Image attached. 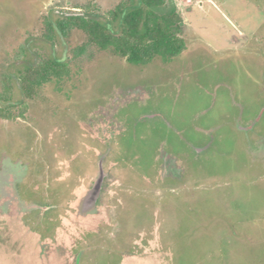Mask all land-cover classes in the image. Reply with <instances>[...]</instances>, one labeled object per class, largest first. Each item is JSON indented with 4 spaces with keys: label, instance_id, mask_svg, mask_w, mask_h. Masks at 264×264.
<instances>
[{
    "label": "rangeland",
    "instance_id": "374dc122",
    "mask_svg": "<svg viewBox=\"0 0 264 264\" xmlns=\"http://www.w3.org/2000/svg\"><path fill=\"white\" fill-rule=\"evenodd\" d=\"M122 1L0 0V96H12L7 68L19 67L13 61L31 35H40L38 19L49 7L107 15ZM172 1L183 14L191 8L185 17L186 49L173 61L157 58L149 65L134 66L125 57L96 51L92 58L73 62L77 64L70 79L44 87L39 98L29 101L24 116L0 118V264H264V0ZM84 39L82 33H75L69 47ZM30 44L34 51L50 50L39 40ZM54 46L60 55L65 50L58 40ZM66 53L68 57L69 50ZM180 72L185 86H179ZM119 79H143L156 90L155 118L151 127L140 128L146 137L126 146L142 162L147 146L152 145L153 151L158 135L164 134L162 114L174 125L185 126L191 139L196 136L195 126L221 125L222 139L207 159H200L196 176L181 183L155 176L151 181L123 179L115 168L116 180L106 182L100 207L90 212L87 225L79 216L66 215H70L65 207L69 202L64 195L50 197L45 179L42 201L55 205L58 216L52 235L43 236L44 210L26 215L33 205L18 198L16 174L6 165L1 168V159L21 136L28 153L47 167L49 135L61 150L69 141L63 136L70 132L66 127L71 105L101 96V89ZM225 80L231 81L228 89ZM228 93L235 101L231 106ZM227 109L229 116L224 119ZM252 122L257 133L251 132L242 146L239 126ZM80 132H74L77 139ZM222 150L229 156H220ZM47 171L39 178H48ZM14 198L19 202L18 216L6 213Z\"/></svg>",
    "mask_w": 264,
    "mask_h": 264
},
{
    "label": "flooded vegetation",
    "instance_id": "af4514ba",
    "mask_svg": "<svg viewBox=\"0 0 264 264\" xmlns=\"http://www.w3.org/2000/svg\"><path fill=\"white\" fill-rule=\"evenodd\" d=\"M190 9L188 7L186 8L187 11ZM88 11L92 14L97 13L101 17L105 16L104 13L90 10L69 11L57 7H49L48 12L46 11L44 15L39 17L40 20L38 19L42 24L40 35L34 38V35H31L27 41L26 45L29 48V52L32 54L37 53V51L32 49L30 42L39 40L46 47L49 46L53 50V54L57 56V50L54 45L56 40H58L59 43L65 45V50L61 55L58 53L59 56L57 57L60 60H66V52L70 48L69 40L72 36L65 38L60 30L58 31L59 37L53 41L46 40L44 36L47 34L51 35V27L55 25L58 15L62 16L70 13L85 14ZM186 12L185 14L180 12L184 20L183 36L185 40ZM86 16L88 17V15ZM129 63L134 66H141L149 65L152 62L147 64ZM73 64L76 65L77 63L72 62L71 65L73 66ZM21 65L23 63L20 62L19 66ZM181 67L180 70L182 69ZM75 68L79 69L78 67ZM262 68V79L264 82V63ZM7 70V73H10L12 76L13 88V94L9 97L11 98L9 102L17 107L21 106L24 104V95L19 88L17 75L15 71H10L9 68ZM149 79L146 78L145 80ZM178 82L179 86L186 85L184 73L180 72ZM223 84L224 88L228 89L231 86V81L225 80ZM104 89V91L101 89V96L95 97L91 95L88 100H83L80 103L76 101L71 105V108L68 110L69 115L66 127L70 132L63 136V141L67 139L69 141L63 149L64 151L61 150L59 142H54V136L49 135V142L44 138L48 142L47 145L45 144V151L47 152L46 156L50 160L47 167L28 153L27 142L21 136L16 137L14 145L7 149V157L1 159V168L6 165L9 170L14 171L16 174L14 189L18 194V198L23 202H28L33 205L31 211L26 215H38L40 210H44L42 223L46 222L45 225L47 227L41 232L43 236L46 233L50 236L52 235V230L57 228L54 226V223L58 216V210L55 205H46L42 201L43 194L41 187L45 179L50 189V197L60 198L64 195L65 200L69 202V205L67 203L65 207L70 215H68V212L66 215L68 217L73 215L79 216V218L85 219L84 223L87 225L90 212L100 207L106 182L116 180L117 173L115 172V168L119 170L118 176H121L123 179L140 178L144 181H151L155 176L156 179L160 178L163 181L181 183L189 177L196 176V169L200 159H207L217 149V140L222 139L223 133L218 130L221 125L213 126L210 129L204 126H195V130L197 131L196 136L195 139H191L188 136L189 133L185 126L174 125L172 121L162 114L161 117L165 121V131L163 130L161 133L164 134L161 136L162 138H159L158 135L159 141L154 146L155 150L153 149L152 151V145L147 146V149H145L147 151V154L145 151L147 158H145V162H142L138 153L135 151L130 152L126 146L132 142L143 140L146 137L140 129L142 126L151 127L150 125L155 118L154 112L152 111V101L156 96L154 85H147L143 79H140V81L138 79H130L125 82L119 79L118 82L110 84V87L107 86ZM16 91L18 93L17 96L15 94ZM228 95L230 99L228 103L231 106L234 100L230 93ZM2 98L6 97L0 96V101H3ZM207 109H204L202 112L206 113ZM229 111H225L224 119L229 116ZM256 121H258V118ZM254 128L255 122L248 124L246 127L239 126L238 130L241 132L238 134L242 140V146L246 143L245 139L248 140L250 138L249 135L251 132L254 134L257 133L254 131ZM148 129H150V132H160L156 129ZM76 130L81 131L78 139L77 134H74ZM69 134L71 135L70 137ZM220 156L227 157L229 153L222 150ZM20 166H23V168ZM20 168L23 170H20ZM44 169L48 170V178L43 177L40 179L39 177L43 175L42 172ZM18 203V199L14 198L12 200L8 206L9 210L6 212L7 215H19ZM62 210L61 212H63ZM26 215L22 214L20 216L24 217ZM15 229H18V227ZM82 232H85L84 229ZM179 240L182 241L180 238ZM82 255L83 250L77 256L80 259ZM180 256V259L184 258L182 253H180Z\"/></svg>",
    "mask_w": 264,
    "mask_h": 264
},
{
    "label": "trees",
    "instance_id": "16d2710c",
    "mask_svg": "<svg viewBox=\"0 0 264 264\" xmlns=\"http://www.w3.org/2000/svg\"><path fill=\"white\" fill-rule=\"evenodd\" d=\"M97 15L89 11L58 15L56 27H51V35L44 36L46 40L59 37V30L65 38L75 33L85 36L82 43L69 48L66 60L58 59V52L56 56L51 49L31 53L28 58L29 48L24 45L21 56L13 61V64L23 63L15 73L24 95V107L15 111L17 106L9 102L11 98H2L0 118L24 116L30 109L29 101L39 98L44 87L69 79L74 70L71 63L81 57L92 58L96 51L125 57L131 63L147 64L157 58L170 61L186 48L184 20L172 0H125L109 14ZM8 79L12 80L10 73Z\"/></svg>",
    "mask_w": 264,
    "mask_h": 264
}]
</instances>
